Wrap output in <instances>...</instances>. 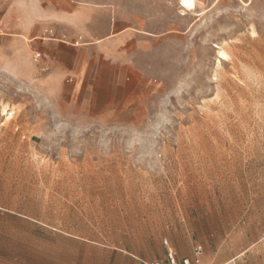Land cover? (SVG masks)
<instances>
[{
	"label": "rangeland",
	"instance_id": "1",
	"mask_svg": "<svg viewBox=\"0 0 264 264\" xmlns=\"http://www.w3.org/2000/svg\"><path fill=\"white\" fill-rule=\"evenodd\" d=\"M103 11L135 33L127 95L34 84L30 38L85 44ZM179 234L264 264V0H0V264Z\"/></svg>",
	"mask_w": 264,
	"mask_h": 264
},
{
	"label": "crops",
	"instance_id": "2",
	"mask_svg": "<svg viewBox=\"0 0 264 264\" xmlns=\"http://www.w3.org/2000/svg\"><path fill=\"white\" fill-rule=\"evenodd\" d=\"M102 13L97 36L88 39L85 44L54 43L41 39L40 31L32 36L31 46L41 59L31 67V81L54 95H119L120 90L123 95H127L125 81L132 71L131 49L134 46L135 33L128 25L119 26L117 19H113L109 12ZM87 24L86 22L85 25ZM86 30L91 33V30ZM22 45L26 44L22 42ZM96 58L100 61L97 64ZM79 239L87 244L97 245L99 250L62 253V258L59 259L61 261L54 264H150L164 260L166 254V246H159L152 251L134 241L120 242L117 245L110 238ZM168 247L179 260L193 257L194 247L185 243L180 234ZM235 259L236 257L223 264H229Z\"/></svg>",
	"mask_w": 264,
	"mask_h": 264
},
{
	"label": "built area",
	"instance_id": "3",
	"mask_svg": "<svg viewBox=\"0 0 264 264\" xmlns=\"http://www.w3.org/2000/svg\"><path fill=\"white\" fill-rule=\"evenodd\" d=\"M39 54H36V57H39ZM166 246L165 258L162 261L152 262L150 264H199L200 263V254L202 248L200 245L194 247L193 257L192 258H183L181 260L177 259L174 252L168 247L166 240L163 241Z\"/></svg>",
	"mask_w": 264,
	"mask_h": 264
},
{
	"label": "bare ground",
	"instance_id": "4",
	"mask_svg": "<svg viewBox=\"0 0 264 264\" xmlns=\"http://www.w3.org/2000/svg\"><path fill=\"white\" fill-rule=\"evenodd\" d=\"M178 3L185 10H194L196 6V0H178Z\"/></svg>",
	"mask_w": 264,
	"mask_h": 264
}]
</instances>
